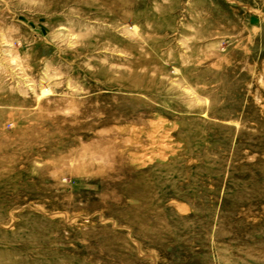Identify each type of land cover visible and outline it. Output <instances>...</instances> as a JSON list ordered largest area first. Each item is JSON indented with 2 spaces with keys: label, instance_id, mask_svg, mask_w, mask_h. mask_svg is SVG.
<instances>
[{
  "label": "rangeland",
  "instance_id": "obj_1",
  "mask_svg": "<svg viewBox=\"0 0 264 264\" xmlns=\"http://www.w3.org/2000/svg\"><path fill=\"white\" fill-rule=\"evenodd\" d=\"M0 264H264V0H0Z\"/></svg>",
  "mask_w": 264,
  "mask_h": 264
}]
</instances>
